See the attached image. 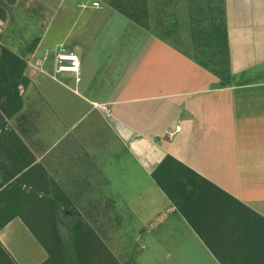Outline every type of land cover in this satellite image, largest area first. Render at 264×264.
Returning <instances> with one entry per match:
<instances>
[{
	"label": "crops",
	"instance_id": "0c3cea01",
	"mask_svg": "<svg viewBox=\"0 0 264 264\" xmlns=\"http://www.w3.org/2000/svg\"><path fill=\"white\" fill-rule=\"evenodd\" d=\"M225 6L231 83L148 39L137 60L122 64L91 63L81 51L78 77L56 75L51 62L52 72L32 78L51 141L4 144L19 165L15 172L29 166L14 181H36L31 172L41 166L71 205L85 199L77 212L92 218L91 228L121 264H264V0ZM44 149V156L33 151ZM168 155L245 208L212 202L198 232L152 178ZM120 230L134 231L124 259ZM0 244L14 264L50 259L21 217L0 231Z\"/></svg>",
	"mask_w": 264,
	"mask_h": 264
},
{
	"label": "rangeland",
	"instance_id": "374dc122",
	"mask_svg": "<svg viewBox=\"0 0 264 264\" xmlns=\"http://www.w3.org/2000/svg\"><path fill=\"white\" fill-rule=\"evenodd\" d=\"M79 1L0 0V72L1 63L5 60L4 58H7L4 51L22 58L27 64L24 73L25 83L18 90L19 97L22 98V109L10 118H5L3 122L5 130L1 134L0 142L2 143V145L0 144L1 181L10 177L19 167V165L12 164L14 157L11 150L4 149L5 142H24L29 146L37 142L51 141L47 139L45 102L41 97L39 98L42 93L40 94L39 90L35 89L33 76L29 74V65L37 50L40 53V49H42L44 53L47 49L53 51V49L57 50L62 47L76 52V54L83 51L86 60L91 63L116 62L122 64V62H130L135 58L137 60L141 54L136 49H140L148 39L151 45L159 42L160 45H157L165 46L170 52V56L175 54L176 59L180 55V60H191L197 63L200 69L212 74L215 79L228 78L226 60L217 58L211 61V53L195 49L190 32L188 0H148L150 8L148 30L117 15L118 12L112 5L118 0H96L104 7L103 12L93 10L84 14L78 10ZM140 28L146 30L150 37L135 33L141 30ZM78 47L81 50H77ZM150 57L153 60L154 53L151 52ZM51 62H53L52 59L45 67L47 72L53 71ZM101 72L106 71L102 70ZM16 95V91L10 92L11 98H15ZM39 99L42 101H38ZM7 101H9L8 96H3V91L0 89V108L6 107L9 111H14L16 105L7 107L5 106ZM13 133L15 137L11 136ZM33 151L39 156H44L47 152L45 149ZM56 152L61 153V150L58 149ZM23 183L26 185L25 189L32 192L28 181H23ZM57 186L61 189V183ZM55 190L49 184L47 191L53 195ZM79 200L82 202V206L79 205ZM84 200L82 198L76 202L77 199H74L75 204L72 203L71 207L76 212L80 207L83 209ZM78 205L79 207H77ZM67 215L65 214V216ZM84 215H82L83 219L87 225L89 223L88 226L91 228L90 220L92 221V218L86 215L89 220ZM37 228L43 234L40 227ZM91 229L95 232L93 228ZM133 234L132 230L118 232L119 257L125 258L123 250L131 248L129 244H132Z\"/></svg>",
	"mask_w": 264,
	"mask_h": 264
},
{
	"label": "trees",
	"instance_id": "16d2710c",
	"mask_svg": "<svg viewBox=\"0 0 264 264\" xmlns=\"http://www.w3.org/2000/svg\"><path fill=\"white\" fill-rule=\"evenodd\" d=\"M188 1L190 32L195 49L211 53V61L217 58L226 60L228 78L223 80L227 82L229 80L231 83L225 0ZM112 6L139 27L149 29L148 0H118ZM4 53L7 58L1 63L0 89L3 91V96L9 98L5 106L16 105V109L9 111L6 107L0 108V142L1 134L5 130L4 119L10 118L22 109V98L19 97L18 90L25 83L24 73L27 68L22 58L8 51ZM13 90L17 92L15 98L10 96ZM11 136L15 137L14 133ZM28 168L29 166L20 172H14L0 182V231L15 218L21 217L48 251L50 259L45 264H121L104 241L89 228L82 215L71 207L69 199L57 184L46 181L43 167H33L31 174L36 173L37 180L28 182L32 192L23 191L25 185L23 179L14 180ZM152 178L198 232H200L197 224L200 214L211 206L212 202L226 200L245 208L213 183L170 155L156 168ZM49 184L56 189L53 195L47 191ZM246 209L257 216L253 211ZM37 227H40L43 234ZM0 264H14L1 244Z\"/></svg>",
	"mask_w": 264,
	"mask_h": 264
},
{
	"label": "built area",
	"instance_id": "2783aa9c",
	"mask_svg": "<svg viewBox=\"0 0 264 264\" xmlns=\"http://www.w3.org/2000/svg\"><path fill=\"white\" fill-rule=\"evenodd\" d=\"M78 10L85 12L89 10L103 11L104 7L96 0H80ZM53 58V59H52ZM53 60L54 71L56 75L72 74L78 77L81 72L80 57L73 51L60 47L57 50H46L41 57L34 55L33 61L29 65V74L33 77L41 73H46V65ZM56 78V77H54ZM172 137V134L169 135ZM164 218L166 215L163 216Z\"/></svg>",
	"mask_w": 264,
	"mask_h": 264
}]
</instances>
